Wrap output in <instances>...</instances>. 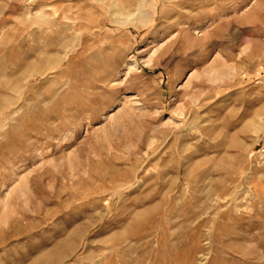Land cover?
Returning <instances> with one entry per match:
<instances>
[{
  "label": "rangeland",
  "instance_id": "rangeland-1",
  "mask_svg": "<svg viewBox=\"0 0 264 264\" xmlns=\"http://www.w3.org/2000/svg\"><path fill=\"white\" fill-rule=\"evenodd\" d=\"M0 264H264V0H0Z\"/></svg>",
  "mask_w": 264,
  "mask_h": 264
}]
</instances>
